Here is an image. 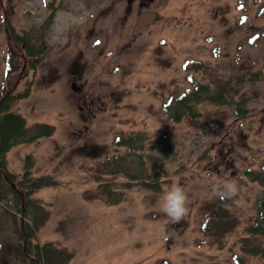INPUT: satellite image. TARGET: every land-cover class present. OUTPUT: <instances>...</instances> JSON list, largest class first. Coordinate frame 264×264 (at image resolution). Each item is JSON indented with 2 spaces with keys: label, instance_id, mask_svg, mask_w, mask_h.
<instances>
[{
  "label": "rangeland",
  "instance_id": "rangeland-1",
  "mask_svg": "<svg viewBox=\"0 0 264 264\" xmlns=\"http://www.w3.org/2000/svg\"><path fill=\"white\" fill-rule=\"evenodd\" d=\"M48 18L45 56L18 110L29 133L39 122L54 132L6 155L8 168L20 171L32 154V174L59 182L36 193L50 213L38 240L71 250L69 264H264L261 253L242 248L264 249V236L245 230L262 187L241 175L264 159V0H0V84L5 53L13 50L5 29L34 30ZM187 59L203 66L185 69ZM24 60L16 91L32 76L21 77ZM242 66L262 75L240 84L245 116L205 100L196 117H167L165 101L193 86L188 73L215 88L214 78L232 77ZM90 98L92 105L83 104ZM135 132L144 138L143 156L162 162L161 189L125 187L126 179L116 176L117 203L88 200L85 191L97 186L88 173L125 153L112 144L118 133ZM228 181L239 187L230 207L238 223L220 248L200 230L201 205ZM177 184L189 195L190 211L174 224L161 203ZM169 231L175 238L165 241Z\"/></svg>",
  "mask_w": 264,
  "mask_h": 264
},
{
  "label": "trees",
  "instance_id": "trees-1",
  "mask_svg": "<svg viewBox=\"0 0 264 264\" xmlns=\"http://www.w3.org/2000/svg\"><path fill=\"white\" fill-rule=\"evenodd\" d=\"M49 20L48 18L34 30H23L20 33L11 26L8 27L13 50L8 48L4 56L0 98L14 84L23 58L26 59V65L21 77H26L29 71L32 76L21 91H11L0 102V264H69L73 257L71 250L54 241L41 242L37 238L38 231L46 223L50 213L36 197V193L45 188L59 186L57 179L47 174L33 175L34 159L30 153L24 156L20 171L10 170L6 159L7 153L15 146L33 142L41 137H49L54 132L52 124L39 122L34 124V131L29 133L25 117L18 110L19 102L30 95L35 71L45 56L47 49L45 29ZM202 66L200 60L187 59L182 63L183 68L192 71H197ZM241 69L234 76L229 75L227 79L214 78L215 88L196 80L191 73H188L187 79L193 86L189 90L170 96L165 101L163 107L167 117L175 122L186 115L196 117L200 115L197 105L205 100L219 105H231L235 116H245L248 112L246 106L248 98L243 92H239L240 84L246 80H258L262 75L259 70H251L244 66ZM112 144L124 147L125 153H116L100 160L98 166L88 173L90 179L97 183L95 190L85 191L88 200L102 199L109 205L117 203L121 198L122 190L113 187L116 176L126 179L125 187H130L134 183L153 191L161 189L162 162L157 156L147 157L148 154L146 157L143 156L144 138L140 133H118L113 138ZM147 160L150 168L146 167ZM2 172L17 190L10 185ZM241 175L259 183L262 187L261 194L256 198L255 214L245 230L252 236H264V159L257 169L243 168ZM22 204L23 213H21ZM232 204L233 198L225 201L216 193L213 200L201 205L203 219L199 227L210 237L212 245L216 244L222 248L224 237L238 223V218L230 210ZM24 238L26 253L23 251ZM243 240L244 243L251 241L248 237ZM242 248L249 254L261 253L264 256V249L256 245L242 246Z\"/></svg>",
  "mask_w": 264,
  "mask_h": 264
},
{
  "label": "clouds",
  "instance_id": "clouds-1",
  "mask_svg": "<svg viewBox=\"0 0 264 264\" xmlns=\"http://www.w3.org/2000/svg\"><path fill=\"white\" fill-rule=\"evenodd\" d=\"M214 191L219 195L222 200H230L236 197L239 193V187L236 182L228 181L221 185H217ZM189 195L184 188L177 184L167 191L162 197L161 211L170 219L174 224H179L189 214ZM174 231L166 232L164 240L174 239Z\"/></svg>",
  "mask_w": 264,
  "mask_h": 264
},
{
  "label": "water",
  "instance_id": "water-1",
  "mask_svg": "<svg viewBox=\"0 0 264 264\" xmlns=\"http://www.w3.org/2000/svg\"><path fill=\"white\" fill-rule=\"evenodd\" d=\"M4 15H5V12H4ZM6 31H7V33H8V38L11 39V37H10V35H9V31H8L7 28H6ZM25 63H26V61L24 60L23 65H22V68L25 66ZM15 87H16V83L11 87V89H9V90H7V91L5 92V94L0 98V102L2 101V99H3L5 96H7L11 91H13ZM2 174H3V176L5 177V179L10 183V185H11L14 189L17 190L16 186L8 180V178L6 177V175L4 174V172H2ZM21 198H22V200H23L22 195H21ZM23 210H24V207H23V204H22V206H21V213H23ZM21 228L23 229V217L21 218ZM23 251L26 253V251H25V238H24V241H23Z\"/></svg>",
  "mask_w": 264,
  "mask_h": 264
},
{
  "label": "flooded vegetation",
  "instance_id": "flooded-vegetation-1",
  "mask_svg": "<svg viewBox=\"0 0 264 264\" xmlns=\"http://www.w3.org/2000/svg\"><path fill=\"white\" fill-rule=\"evenodd\" d=\"M98 98H101V97H98ZM89 104V105H92L94 103V99L90 98L89 100H83V104Z\"/></svg>",
  "mask_w": 264,
  "mask_h": 264
}]
</instances>
